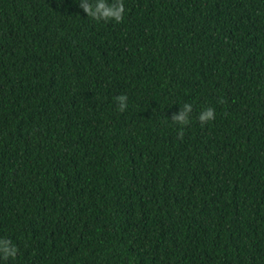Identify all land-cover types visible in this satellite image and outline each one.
Segmentation results:
<instances>
[{
	"label": "trees",
	"instance_id": "obj_1",
	"mask_svg": "<svg viewBox=\"0 0 264 264\" xmlns=\"http://www.w3.org/2000/svg\"><path fill=\"white\" fill-rule=\"evenodd\" d=\"M125 5L0 0L5 264H264V0Z\"/></svg>",
	"mask_w": 264,
	"mask_h": 264
},
{
	"label": "clouds",
	"instance_id": "obj_2",
	"mask_svg": "<svg viewBox=\"0 0 264 264\" xmlns=\"http://www.w3.org/2000/svg\"><path fill=\"white\" fill-rule=\"evenodd\" d=\"M79 8L97 22H121L126 13L125 0H77ZM128 97L126 95H119L115 97L117 111L120 113L128 109ZM193 106L190 103H185L179 114L172 117L174 123L181 126H187L190 123ZM201 125L215 119V109H203L198 116ZM183 136V129L180 133ZM19 249L15 243L6 236H0V264L14 260L18 255Z\"/></svg>",
	"mask_w": 264,
	"mask_h": 264
}]
</instances>
